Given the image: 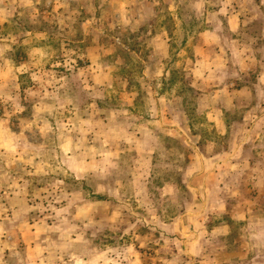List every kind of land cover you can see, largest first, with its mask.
<instances>
[{
  "label": "rangeland",
  "instance_id": "1",
  "mask_svg": "<svg viewBox=\"0 0 264 264\" xmlns=\"http://www.w3.org/2000/svg\"><path fill=\"white\" fill-rule=\"evenodd\" d=\"M0 264H264V0H0Z\"/></svg>",
  "mask_w": 264,
  "mask_h": 264
}]
</instances>
